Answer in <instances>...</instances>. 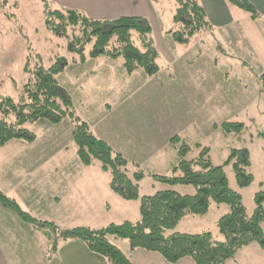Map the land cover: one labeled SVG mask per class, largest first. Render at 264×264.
<instances>
[{"label":"rangeland","instance_id":"1","mask_svg":"<svg viewBox=\"0 0 264 264\" xmlns=\"http://www.w3.org/2000/svg\"><path fill=\"white\" fill-rule=\"evenodd\" d=\"M182 1L185 0L152 2V38L159 50V58L158 72L149 76L142 70L126 73L122 59L89 58L90 44L78 48H83L82 55L71 51L70 29L66 31V37H60L44 25V15L51 9L49 4H43L41 0H0V96L15 101L21 99L27 81L23 72L27 59L31 64L41 61L44 66L59 60L65 68L56 76V81L71 98L76 115L89 124L94 136L131 163L130 174L136 169L145 174L139 187L140 197L164 190L182 195L194 193L192 186H169L155 182L151 177L172 175L177 155L170 139L177 136L191 148L187 159L198 154L199 144L208 149L215 166H221L232 149L248 152L250 165L247 172L252 176L249 186L240 188L237 185L230 166L224 167V173L229 187L240 195L246 214L251 216L256 207L255 196L264 195V92L258 82V76L264 73V0H251L250 3L245 0L254 7L253 13L225 0L231 22L218 25L208 16L209 27L191 37L182 33L179 23L173 22L175 9ZM226 122L242 124V132L224 137L220 125ZM25 128L35 137L30 153L45 156L42 163L37 160L41 167L34 182L30 181L32 175L27 176L29 183L32 189L54 195L58 185L73 178L66 171L85 168L75 154L72 124L67 119L60 124L41 119ZM35 163L33 159L32 164ZM86 167L90 176L78 172L79 183L86 178L100 185L108 183L109 175L98 164ZM108 193L114 195L110 190ZM139 203L137 200L124 207L118 206L116 212L110 210L116 214L109 212L100 219L101 211L93 208L94 212L99 211L95 223H89L91 219L83 216L88 223H76L80 225L75 226L91 228L125 220L135 222L139 219ZM48 204L43 201L40 206L42 221H56L60 225L54 223L56 229H51L40 223L29 224L34 230L43 229L38 230L36 240L30 241L35 256L28 253L19 257L21 264L36 262L37 248L47 240L52 242V248L57 242L59 247L66 245L59 239L62 230L71 225L61 223L57 212ZM110 207L114 204L110 203ZM262 208L264 211V200ZM228 210L226 205L211 204L205 215L187 216L171 232H210L221 241L216 222ZM261 225L264 230V223ZM114 244L122 248L126 241L118 240ZM87 260V264H96ZM226 264H264V250L251 243Z\"/></svg>","mask_w":264,"mask_h":264},{"label":"trees","instance_id":"2","mask_svg":"<svg viewBox=\"0 0 264 264\" xmlns=\"http://www.w3.org/2000/svg\"><path fill=\"white\" fill-rule=\"evenodd\" d=\"M234 6L248 12L254 7L245 0H229ZM45 27L54 35L67 36L71 30V51L83 53L89 45L87 56H105L122 59L126 73L142 70L149 76L158 72L159 53L152 38L151 27L144 18H119L110 21L91 20L74 9L51 8L44 15ZM173 22L182 26L188 37L209 27L203 8L194 0L178 4ZM83 61V60H82ZM65 68L56 60L49 66L41 61L24 63L27 81L19 101L0 96V147L13 140L32 142L25 125L38 120L59 124L68 119L73 124L72 139L76 155L84 166L98 164L109 175L110 190L124 201L139 200V219L109 224L102 228L78 227L63 230L61 239L80 241L88 252L104 258L108 264H131L114 241H126L129 250H144L162 257L167 264L189 258L193 264H226L243 247L258 244L264 250V195L255 196V210L246 214L241 197L233 191L224 173L230 166L237 185L245 188L252 182L247 172L250 165L246 150L232 149L221 166L212 164L209 151L197 144L198 154L187 159L191 148L177 136L170 139L176 149L177 163L171 176L152 175L155 182L169 186H192V195H182L172 190L158 191L150 196H139L138 183L145 174L136 169L129 173L130 162L115 152L106 142L94 136L88 125L75 113L67 93L59 86L56 76ZM260 89L264 92V73L258 76ZM243 125L222 123V135H239ZM261 135V134H260ZM211 204L226 205L228 212L216 222L222 240H216L210 232L182 234L171 232L187 216L205 215ZM0 207L12 212L24 223L39 224L56 229L52 223L40 222L22 211L16 202L0 191Z\"/></svg>","mask_w":264,"mask_h":264},{"label":"crops","instance_id":"3","mask_svg":"<svg viewBox=\"0 0 264 264\" xmlns=\"http://www.w3.org/2000/svg\"><path fill=\"white\" fill-rule=\"evenodd\" d=\"M153 1L154 0H41L43 4H49L51 8L63 7L74 9L91 20L110 21L119 18H144L148 21L151 27V32L152 19H154L152 12ZM194 1H196L203 8L205 16L212 17L218 25H226L231 22L229 14L227 13V2L225 3V0ZM247 1L249 2L251 0ZM157 51L159 53L158 48ZM73 108L75 110L74 105ZM80 119L88 125L90 130L89 124L82 118ZM72 131L73 124L71 134ZM34 144L35 137L32 142L19 139L10 141L5 146L0 147V191L8 198L14 200L22 211L28 213L37 221L48 222L47 220L42 221L44 218L40 215L42 212V208H40V206L43 205V201L48 202V207L53 208L55 213L57 212L58 219L61 223L71 225L70 228L64 230L85 227L75 226L88 223L87 220L84 221L83 216L91 219L89 223H95L97 213L99 211H101L98 215L100 219L101 215L109 212L113 215L116 214L112 213V211L116 212L118 206L124 207L132 202H135L124 201L114 193V195H109V179L108 183L105 185L94 183L91 178H86L87 180L85 179L79 183L76 179L78 172L83 173V175L90 176V170L86 166L81 170L72 168V170L66 171V173L73 178L63 181L62 185H58L59 189L54 195L49 196L48 194H43L40 189L38 190V188L32 189L27 176L32 175L30 181L34 182L35 176L38 174V168L41 167L37 165V160H40L42 163L45 159L44 155L30 153ZM74 150L76 154V149ZM33 159L36 160L35 164H32ZM141 181L138 183L139 187ZM110 203L114 204L113 208L110 207ZM93 208H99V211L94 212L92 210ZM111 209L112 211H110ZM48 223H52L55 227L56 225L54 223H57L58 226L60 225L59 222L56 221ZM102 227L105 226H93L91 229ZM39 229H43V227L36 228L34 230L29 224L19 220L12 212L0 207V264H17V261L21 264V259H19V257L27 255L28 253H32L34 257L35 251L31 248L30 241L32 239L36 240ZM59 240L66 243L65 247H59V242L54 244L55 241H53V248L51 247L52 242L49 240H47L46 243H42L41 246L37 248V261L33 264H87V259L95 262L96 264H99L98 262H100V264H108L104 258H98L99 256L96 257L97 255L94 257V254L91 255L92 253H88L84 245L82 246L80 243L78 244V242L74 239ZM67 247H69L68 250H66ZM120 249L131 264H167L160 255L153 252H147L139 249L131 251L128 249L127 244ZM26 261L29 262L28 259H26ZM176 264H193V262L189 258H184Z\"/></svg>","mask_w":264,"mask_h":264}]
</instances>
